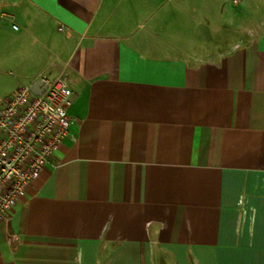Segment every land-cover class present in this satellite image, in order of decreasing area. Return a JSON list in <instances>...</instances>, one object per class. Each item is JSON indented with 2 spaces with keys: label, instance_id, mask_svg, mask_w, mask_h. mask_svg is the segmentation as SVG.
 Listing matches in <instances>:
<instances>
[{
  "label": "crops",
  "instance_id": "obj_1",
  "mask_svg": "<svg viewBox=\"0 0 264 264\" xmlns=\"http://www.w3.org/2000/svg\"><path fill=\"white\" fill-rule=\"evenodd\" d=\"M163 3L0 0V105L42 74L74 97L0 264H264V30L180 55Z\"/></svg>",
  "mask_w": 264,
  "mask_h": 264
},
{
  "label": "built area",
  "instance_id": "obj_2",
  "mask_svg": "<svg viewBox=\"0 0 264 264\" xmlns=\"http://www.w3.org/2000/svg\"><path fill=\"white\" fill-rule=\"evenodd\" d=\"M36 81H42V88L46 85L43 93L32 90ZM34 82L19 86L0 105V224L9 220L73 124L68 74L56 78L42 74Z\"/></svg>",
  "mask_w": 264,
  "mask_h": 264
},
{
  "label": "rangeland",
  "instance_id": "obj_3",
  "mask_svg": "<svg viewBox=\"0 0 264 264\" xmlns=\"http://www.w3.org/2000/svg\"><path fill=\"white\" fill-rule=\"evenodd\" d=\"M159 8L165 11L164 44L176 46L180 55L194 49L226 53L264 30V0H164ZM175 27L177 32L171 33ZM27 81L32 84L34 78Z\"/></svg>",
  "mask_w": 264,
  "mask_h": 264
},
{
  "label": "water",
  "instance_id": "obj_4",
  "mask_svg": "<svg viewBox=\"0 0 264 264\" xmlns=\"http://www.w3.org/2000/svg\"><path fill=\"white\" fill-rule=\"evenodd\" d=\"M42 85V81H36L31 85V88L35 93H43L46 90V85H44L43 88Z\"/></svg>",
  "mask_w": 264,
  "mask_h": 264
}]
</instances>
